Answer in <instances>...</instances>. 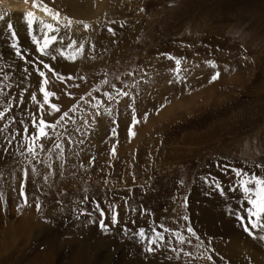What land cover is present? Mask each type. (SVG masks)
Instances as JSON below:
<instances>
[{"label":"rangeland","instance_id":"1","mask_svg":"<svg viewBox=\"0 0 264 264\" xmlns=\"http://www.w3.org/2000/svg\"><path fill=\"white\" fill-rule=\"evenodd\" d=\"M45 2L62 16L90 25L86 30L83 23H74L70 30L77 44L85 45L84 55L75 63L58 54L56 61L42 57L61 76L76 77L62 82L48 73V89L50 84L60 87L56 93L63 99L54 102L62 111L101 87L104 79L118 86L117 76L130 85L140 83L126 89L136 96L134 103L127 98L119 105L113 102L111 118L97 117L94 128L92 109L82 104L79 111L88 123L78 116L75 127L85 135L71 125L68 134L84 143H74L70 151L65 143L62 167L58 149H53L51 159L41 154L44 163H39L15 152V146L7 153L0 146V264H213L208 255H213L215 264H264V240L250 237L229 214L230 209H239L242 199L240 191H228L234 176L216 167L220 160L264 174L257 167L264 164V0H106L99 11V0ZM24 13L0 4V14L6 15L0 22V88L8 93L0 96V104L15 105L11 98L18 99L27 87V109L38 112L30 95L36 92L42 99L38 90L42 78L31 65L24 78L26 65L14 56L6 31L11 19L20 44L35 53L22 23ZM61 35L67 31L62 29ZM166 53L182 59L186 84L173 79L175 62ZM133 69H137L134 78L121 75ZM216 71L221 75L212 82ZM73 83L80 87H71ZM103 90L111 91L108 86ZM133 107L140 122L135 136H130ZM20 111L23 106L14 108L17 119ZM59 115L45 111L49 121ZM24 168L29 170L25 189L29 204L18 208ZM209 174L223 183L225 196L204 182ZM94 202L105 209L106 223L118 211L120 223L110 234L100 230L98 212L79 219L74 213L85 208L91 212ZM183 216L190 218L205 241L194 250L185 246L194 251L191 261L170 250H179L174 239L169 248L148 253L138 238L122 233L125 224L132 232L154 224L181 229L186 226Z\"/></svg>","mask_w":264,"mask_h":264},{"label":"snow or ice","instance_id":"2","mask_svg":"<svg viewBox=\"0 0 264 264\" xmlns=\"http://www.w3.org/2000/svg\"><path fill=\"white\" fill-rule=\"evenodd\" d=\"M29 0H25L28 3ZM32 8L39 12L44 13L45 16L50 17L51 22L46 21L43 17L38 16L36 11H26L22 18V23L26 26L27 33L31 40V43L35 46V53L29 49L23 48L20 44V38L17 34V29L14 26L11 19L7 20L6 31L8 35L9 47L13 50V54L16 58L23 61L26 65L23 68L25 79L28 78L29 68L27 65H31L32 70L42 78L38 86L39 92L42 94V99H38L36 92H32L30 95V103L38 106L39 111H29L27 105L24 101V93L28 90L25 87L17 99L13 96L11 99L16 101L15 105L11 102L6 104H0V138L3 139L4 152L7 153L10 148L14 147L15 152H19L20 155L31 157L32 160H37L39 163H44L40 159L41 154H46L50 159L53 155V149H58V160L60 166L62 167L66 163L65 143L71 150V146L74 143L83 144L84 140L80 139L76 141L73 136L69 135V126H73L74 130L83 137L85 133L80 132L79 127L76 126L77 117L79 116L83 120L84 124L88 121L84 118L83 114L80 113L79 109L82 104H87L92 111L89 115L92 117V126L95 127L96 118L101 116H108L111 118L113 114V109L111 104L115 102L117 105L121 103V100L127 98L128 100L135 102L136 96L130 91L126 90L130 87L137 86L140 81H135L130 85L127 81L121 79V76H117L116 79L119 82V86L116 83H110L108 79H104L101 82V87L93 88L85 96L80 97L77 103L73 104L72 107L67 111H62L59 103L54 102L59 100V96L56 92L50 91L48 85L50 83L48 78V73H51L57 79L64 81H75L76 77L72 75L61 76L51 63H46L42 57H50L51 61L57 60V54L63 57L65 60L75 63L76 60L84 55L85 45L83 43L77 44V41L72 38L70 30L74 23L84 24V28L87 30L90 25L84 23L83 21H74L72 18L64 15L56 8L50 7L45 0H31ZM6 20L5 14H0V22ZM114 23V22H113ZM122 26V25H121ZM67 31V35H61V30ZM108 31L115 34L113 28H108ZM70 41L65 46V40ZM55 45V47H53ZM91 51H95V46H91ZM167 59L173 60L175 62V70L173 73V79L176 83H187V70L181 68L182 59L174 57L170 54H164ZM3 57V53L0 52V58ZM31 57V59H29ZM213 68L218 66L212 63ZM143 71L144 75H147V70ZM137 69H133L130 72L122 73L121 75H126L129 77L136 76ZM220 71H216L211 76V81L214 82L220 77ZM7 78V76H5ZM81 80H85V77H81ZM173 80H170L171 84ZM19 85H17L18 87ZM71 87L79 88L78 83H73ZM103 86H108L111 91L103 90ZM93 93H98V95H93ZM72 96V93H66ZM0 96L7 97L8 93L4 92L0 88ZM23 106V111H20L19 119L14 114V108L20 110ZM131 106V105H130ZM49 115L60 114L54 121H49L45 118V111ZM103 110V111H102ZM118 114V113H117ZM147 113L144 114V119H147ZM140 121L136 117L135 108H132V121L129 125V135L135 136V127ZM113 124L117 121L113 120ZM19 125V127H15ZM112 135H117L116 129L113 128L111 131ZM113 155L116 154V149H112ZM95 158L93 157V160ZM46 167L50 170L53 168L52 163L46 164ZM216 167L223 172L224 175H228L230 172L234 176V182L229 187L228 191H240L242 194V199L239 203L238 210H229V214L234 216L240 223L243 230L250 236L256 237L264 240V174H257L256 172H251L243 167H236L227 162L221 163L220 160L216 161ZM257 167L264 173V164H259ZM35 172V168L32 169ZM50 174H52L50 172ZM29 170L28 168L23 169V180L20 184L19 195L22 202L18 205V208L27 207L29 204L28 192L25 190L28 183ZM45 180L48 179L47 176L44 177ZM203 180L207 183L213 190L217 191L221 196L226 195L223 183L218 177H214L211 174L204 176ZM180 185H183V181H180ZM95 208L89 212L86 208L80 210H74V213L79 219L80 216L88 215L91 216L93 213L98 212L99 214V228L105 234H110L112 228L120 223L118 211H115L111 215L109 223H106L108 219L105 209L100 206L99 202H94ZM183 203L187 204V197H184ZM111 208V206H109ZM41 205L36 204V209L39 211ZM182 220L186 222V226L181 229L168 228L165 225H152L149 228L139 227L135 232L124 225L122 228V233L128 235L131 233L134 237L138 238V241L144 245L143 250L148 253H154L159 251L162 247L169 248L173 239L177 245H179V250L176 247H170L172 252L183 253L184 256L189 258V261L195 259L194 251H186L185 246H189L193 250L199 247H203L205 244L204 239L198 234L197 230L191 225L189 217L183 216ZM95 223V221H93ZM135 225V221H132ZM166 237H171L172 239H166ZM195 241V243H193ZM210 243V241H209ZM207 251V249H205ZM214 249L212 252L214 253ZM171 259V258H170ZM207 259L215 264L213 255H208Z\"/></svg>","mask_w":264,"mask_h":264},{"label":"bare ground","instance_id":"3","mask_svg":"<svg viewBox=\"0 0 264 264\" xmlns=\"http://www.w3.org/2000/svg\"><path fill=\"white\" fill-rule=\"evenodd\" d=\"M98 1V0H97ZM50 2V1H49ZM0 4L5 6L6 9L10 10L11 12L13 11H23V12H26V11H36V14L38 16H41L43 17L46 21H49L51 22L50 20V17H47L44 15V13L42 12H39L37 11L36 9H33L32 8V4L31 2H28V3H25V0H0ZM87 4V3H86ZM106 4V0H99L98 2V11L103 9V7L105 6ZM51 5V3H50ZM93 5V4H92ZM51 7V6H50ZM92 7V6H91ZM95 11V10H94ZM5 13H9L8 11H4ZM97 13V12H96ZM9 16H12V15H9ZM13 18H14V15H13ZM16 18V17H15ZM67 45V42L65 41V46ZM64 88V87H63ZM62 88V89H63ZM57 89H60V87L58 88V85H53V84H50L49 86V90L50 91H54L56 92ZM65 89V88H64ZM63 98H60L59 97V100L61 101ZM58 100V101H59ZM216 236V235H214ZM213 240V239H212Z\"/></svg>","mask_w":264,"mask_h":264}]
</instances>
